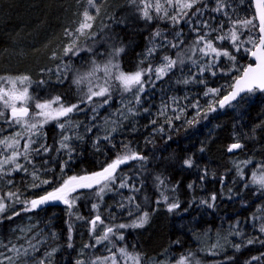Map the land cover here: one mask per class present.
<instances>
[{"label":"trees","instance_id":"16d2710c","mask_svg":"<svg viewBox=\"0 0 264 264\" xmlns=\"http://www.w3.org/2000/svg\"><path fill=\"white\" fill-rule=\"evenodd\" d=\"M97 3H102L94 24L97 36L87 41L85 50L79 55L63 58V63L69 64L65 77L64 71L57 73L61 61L53 59L52 54L54 51L60 53L67 43L64 30L78 26L80 14L87 7L86 0H0V75H29L33 81L30 94L41 100L58 95L65 104L78 103L89 84L85 81L77 87L73 79L77 74L90 70L92 59L99 63L105 62L114 43L125 46V51L119 57L120 67L122 71L132 73L138 67H147L149 63L153 67L162 65L165 56L175 59L178 53H187L198 35L192 28H199L201 33L208 31L203 27V21H207L212 28H218L223 23V32H227L232 21L255 15L251 0H225L227 7L221 12L212 11L216 7V0H205L206 7L205 4L196 5L203 9L201 13L193 15V9L185 18L191 21V25L182 21L173 28L165 20L149 23L140 19L129 0H97ZM225 12L227 15H224ZM157 28L162 30L167 39L156 38L154 43L158 47L155 53L145 59L146 50L153 46L152 33ZM180 29L183 30L182 34L176 37L174 34ZM216 34L212 33L213 36ZM181 39L183 43L179 48L168 46L169 41L178 43ZM81 43L84 44L83 38ZM217 46L233 51L227 40L217 42ZM87 47H93V52H88ZM233 54L237 57L238 65L251 63L250 55L243 51H233ZM183 59V66L178 64L159 80L153 75L149 81L148 76H145L148 83L145 91L140 93L138 104L135 103L134 91L123 92L115 87L111 101L99 107L98 114L91 111V105H81L85 111L71 114L72 121L79 123L80 127L70 129L66 134H79L83 139L71 141L75 151L68 166L63 167V175L61 169L68 157L65 151H56L61 130L56 121L46 124L43 131L47 133L46 142L53 150L40 155L32 153L31 163L20 157L19 162L28 168V172H9L0 178V196H6L11 191L19 193L21 200L37 198L45 191H51L68 176L101 171L117 154L124 151L125 144L148 159L143 162L132 160L121 165L117 181L112 185L113 190L106 189L102 200L95 196L96 188L74 193L81 196L71 210L74 215H69L67 205L57 204L21 211L24 204L13 203L11 198L6 197L10 207L0 214V238L7 240L13 228L32 214L36 218L54 220L52 226L59 233L57 242L62 245L55 257V264H74L76 259H83L85 264H90L96 257L109 256V248L117 252V260H122L117 250L123 246H127L130 252L141 253L145 258L142 264H149L155 258H179L190 251L196 254L201 264H248L249 261L251 264H264V244L255 242L246 245L248 239L264 240V233L259 231L260 225L264 223V192L259 190L258 185L249 183L251 172L264 162V93L246 94L223 109L216 107L205 118L204 110L208 104L215 105L227 93V85L239 72H218L212 76L206 71L201 76L187 55H183ZM192 59L204 62L198 51ZM141 60H144L143 65H140ZM228 66L227 58L221 57L219 67L226 69ZM42 69L52 71L42 72ZM57 75L63 80L62 83L57 80ZM193 75L196 81L204 80L206 84L182 82L191 80ZM41 80L45 83H38ZM207 88H220L221 92L218 96H205ZM102 99L94 97L93 103L98 104ZM197 103L200 106L199 116L198 109L193 107ZM93 115L96 116L95 120L91 119ZM188 121L193 123L189 124ZM86 127H92V131L86 132ZM112 127H116L117 131L111 132L110 140H104L103 137L109 135ZM17 131H22L20 126H10L0 120V140ZM97 137H100L98 142ZM237 139L243 148L228 152V146L237 142ZM41 142L38 139L32 147H38ZM23 144L24 140H21V150ZM9 150L5 151L0 146V158L10 154ZM189 157L194 161L191 168L183 164ZM248 159L252 163L246 167L241 165L245 174L241 178L237 175L235 165ZM10 167L6 165V168ZM205 168L208 169V175L201 181ZM33 170H38L41 179H49L52 183L39 188L30 187V173ZM120 173L128 178L129 185L135 184L140 190L133 192L130 188H118ZM157 176L165 180V185H158ZM246 183L249 184L247 188L244 187ZM189 184L193 185L191 189L188 188ZM174 185L176 188L173 192L171 189ZM161 192L170 198H178L181 208L168 213L161 203L149 224L143 228L121 229L123 241L113 236L111 243L105 241L94 247H84L94 245V235H99L104 227L98 224L95 234L90 231L88 221L97 214V209L92 208L93 204H99L98 212L105 225L127 224L138 214L133 205H128L127 197L134 195L135 203L141 205L140 211L152 212L157 207L155 201L160 198ZM212 194L217 196L215 207L200 204V200L208 199ZM121 203L126 206L120 208ZM184 208H188V211L184 212ZM130 210L132 216L128 215ZM14 211L20 214L12 216ZM77 215L84 219H77ZM9 216L12 218L8 219ZM237 221L240 222L238 226ZM69 224L72 226V248L67 247ZM236 232H242L243 235H236ZM206 234H210L212 240L218 239L223 246L216 249L217 255L210 252L212 242L208 245L203 243ZM234 244H241L242 247L236 250L232 247ZM254 256L260 259L252 260ZM228 257L232 259H226Z\"/></svg>","mask_w":264,"mask_h":264},{"label":"snow or ice","instance_id":"6c2138e0","mask_svg":"<svg viewBox=\"0 0 264 264\" xmlns=\"http://www.w3.org/2000/svg\"><path fill=\"white\" fill-rule=\"evenodd\" d=\"M87 7L80 14L81 19L78 22V26L74 29L66 28L64 30V36L68 38L67 43L64 44L60 53L53 52L52 58L59 59L61 65L57 66V73L64 71L65 77L69 70V64L63 63V58L66 56H77L81 51L85 50V44L89 40H93L97 36V32L94 30V24L97 17L101 12L102 3L98 4L97 0H86ZM129 3L134 6V10L139 14L140 19L146 22H152L153 20H165L168 21L173 28H176L182 21L189 23L190 20H185L189 16V11L195 9L192 13H201L202 8L196 7L198 4H205V0H129ZM255 3V15L251 18L240 19L232 21V26L227 32H223L224 25L221 23L218 28H212L207 21H203V27L208 29V31L201 33L199 28L193 27L192 30L197 32L198 35L193 41L192 46L188 49L187 53H178L177 57L173 59L170 56H165L164 63L160 66L153 67L151 63L147 67H138V70L132 73H126L121 70L119 57L121 53L125 51V46L122 43H114L111 46V51L108 53V59L99 63L95 59L91 61V68L89 71L83 74H77L73 79V83L79 87L85 81L88 82L89 87L87 92L83 94L78 103L65 104L61 96H54L49 99L41 100L35 95L30 94V87L33 83L31 77L26 74H21L17 76L11 75H0V120L8 123L10 126L18 125L22 131H17L13 133L10 137H5L0 140V146H3L5 151L11 150L10 154L0 158V178L7 175L9 172L23 171L28 172V168L19 162V158L23 157L26 161L31 163L30 157L32 153L40 155L43 153H48L52 151V147L47 144V133L43 131L44 126L52 121L57 122V127L61 130V137L58 142L57 152L61 150L65 151L68 159L64 161L61 173L63 175V167L68 166V161L72 159V153L75 151L71 146V141L73 139L82 140L83 136L79 134L68 135L67 131L70 129H78L80 124L72 121L71 114L75 112L85 111L81 105H91V111L98 114L97 109L107 105L112 99V91L115 87H119L123 92H133L135 96V103H140V93L145 91V85L148 81H145L144 77L148 76L149 81L152 80L153 75L156 80L161 79L164 75H167L169 71L177 67L179 64L183 66L185 61L183 55H187L188 59L192 61L193 65L198 68L199 74L202 76L204 72H209L212 76H216L218 72H224L230 74L233 71L239 72L232 78V82L227 85V94L223 95L222 98L216 101V104H208L206 110H204L205 118L208 112L216 110V107L223 108L225 105H231L232 101L240 97L242 93L254 94L256 92L264 93V0H254ZM206 7V4H205ZM227 7L225 0H216V7L212 9L214 12H221ZM91 10V11H90ZM171 11V14H170ZM227 15V12L224 13ZM103 27H109L108 25H103ZM103 28L101 29V31ZM182 29L175 32L176 37H180L182 34ZM217 33L215 36L212 33ZM247 32V35L244 33ZM243 36V38H242ZM167 39L163 34L162 30L157 28L152 33L153 46L148 48L145 53V59L152 56L156 48L158 47L154 41L156 38ZM83 38L84 44L81 43ZM229 41L232 49L235 53H240L243 51L247 55L253 58V62L247 65H238L237 57L233 54V51H229L227 48L218 47L217 42ZM183 40H179L178 43L169 41L168 46L172 48H179ZM88 52H93V47H87ZM200 53L201 60H193L192 57L196 52ZM190 53V54H189ZM221 57L227 58L229 66L225 68L219 67V61ZM207 58V59H205ZM144 64V60L140 61V65ZM43 71L51 72V69H42ZM103 73V76H99L98 73ZM96 79V83L93 82L91 78ZM57 80L63 82L61 77L57 75ZM187 84L189 82H199L205 83L206 81L200 80L196 81V76L193 75L191 80L185 79L182 81ZM38 83H45L44 80ZM154 86V84H153ZM221 92L220 88H207L204 92L205 96H218ZM99 97L103 98L102 102L98 104L93 103V98ZM123 106V105H122ZM126 107V106H124ZM197 108V116L200 115L199 104L193 105ZM131 111V109H128ZM147 111V109H145ZM63 118V120L61 119ZM96 116L91 117L95 120ZM106 123L108 121L106 120ZM114 123V122H113ZM154 123V121H153ZM189 124L193 121H188ZM94 127V125L92 126ZM92 127H86V132H91ZM261 127V125H257ZM162 130V129H161ZM117 128L112 127L109 130V135L103 137L104 140H110L111 132H116ZM255 129H253V132ZM41 140L38 147L33 148L32 145L37 143V140ZM100 137H97V142ZM21 140H24V144L21 150ZM114 147V145H113ZM124 151L116 155L115 159H112L110 163L102 168L101 171L93 172L90 175L81 176H68L52 188L51 191H45L43 195H39L37 198L30 200H21L19 193L8 192L6 196H0V214L5 213L10 207L9 203H6V197L11 198L13 203L24 204L25 207L21 211H32L41 207L42 205L49 204L50 202L60 201L68 206L69 215H74L72 213V208L75 202L81 198L77 193L78 189H93L96 188L95 196L99 197L100 200L103 199V194L105 190L112 191V185L117 181L118 169L121 165L126 164L128 161L138 160L147 161V157L141 155L140 153L130 150L128 144L123 145ZM243 148V144L239 142L232 143L228 146L227 151L233 152L234 150H240ZM203 151V149H201ZM252 160H244L239 164H236L237 175L241 178L244 177L243 167L251 164ZM183 164L188 168L193 167L194 161L191 157L185 159ZM6 165L11 166L6 168ZM243 165V167L241 166ZM204 175L200 177L203 181L204 177L208 175V169H203ZM32 177V183L30 187L39 188L42 185L51 184L52 181L49 179H41L38 174V170H33L30 173ZM156 181L158 185H165V180L157 176ZM9 184L12 183L11 180L8 181ZM253 185H258L259 190L264 192V162H261L256 166V169L251 172L250 182ZM192 184L188 185V188H192ZM249 186L248 183L244 185L245 188ZM118 188H130L133 192H138L140 189L136 187L135 184L129 185L128 178L120 173V182ZM176 186L174 185L171 191H175ZM231 191V190H229ZM128 205H133L136 212L134 219L130 223H121L116 225H105L104 220L101 218L98 208L99 204H93L92 208L97 209V214L93 219L88 221L90 225V231L95 234L97 225H103V230L99 235H94L95 244L94 245H84L85 248L94 247L95 245L102 244L105 241L112 242V237L115 236L116 239L123 241L124 235L120 232L121 229L127 228H143L145 225L149 224L152 215L159 210V205L164 204L168 213H173L181 208V203L176 197H169L161 192L160 198L155 201L157 207L152 209V212L147 210L140 211L141 205L135 203V196L131 195L126 198ZM217 199L216 194H212L208 199L200 200V204L207 205L208 207H215V201ZM195 202V201H193ZM126 205L121 203L120 208H124ZM191 206V205H189ZM184 212L188 211V208L183 209ZM19 212H13L12 216H18ZM129 216L133 215L130 210L128 212ZM12 216L7 217L11 219ZM77 219H84V217L77 215ZM237 226L239 221L236 222ZM259 231L264 233V223L259 227ZM236 235H243L242 232H236ZM56 234L53 233V237ZM255 242L264 244V240H254L248 239L246 245H251ZM179 243V241H176ZM74 245L72 243V226L69 224L68 232V243L67 247L72 248ZM115 246V245H114ZM223 246L217 241V243L211 246L210 252L213 255H217L216 249L222 248ZM236 250H239L242 245L234 244L232 245ZM29 248L34 251H38L35 245L28 242V247L23 244L17 247L13 245L10 251L15 253L16 258L29 257ZM59 251V248H52L51 251H47L43 256L35 260V264H53V257L55 253ZM110 255L104 257H96L90 262V264H142L144 261V256L139 252H130L127 246L119 247L118 253L122 257V260H117V252H112L108 249ZM2 255V254H0ZM8 260L10 264H15L11 256L4 257ZM34 259V257H33ZM226 259H232L228 257ZM252 260H259L260 257H252ZM3 264V261H0ZM74 264H85V260L76 259ZM152 264H164L163 261H153ZM176 264H201V261L197 259L194 252H188L186 255H181L176 261ZM248 264H251L249 261Z\"/></svg>","mask_w":264,"mask_h":264},{"label":"rangeland","instance_id":"374dc122","mask_svg":"<svg viewBox=\"0 0 264 264\" xmlns=\"http://www.w3.org/2000/svg\"><path fill=\"white\" fill-rule=\"evenodd\" d=\"M99 76H103V73H98ZM93 82L96 83V79L93 77ZM62 119V118H61ZM11 152V150H9ZM73 195H75L73 193ZM57 205H65L62 202L58 201ZM41 208V207H39ZM37 208V209H39ZM34 209V210H37ZM46 218H36L34 215H27L25 217V221L17 224L13 230L12 235L7 239L4 240L0 238V261H3V264H10L8 260H5L4 257L11 256L15 264H35V260L40 259L43 254L47 251H51L52 248H59V251L62 248V245L57 242L59 238V233L55 228L52 226L54 223L53 219H46ZM53 233L56 234L53 237ZM31 241V244L35 245L38 251H34L33 249L29 248V257H21L20 259L16 258L15 253L10 251L13 245L19 247L20 245H24L28 247V242ZM205 245H208L210 242L214 244L218 241V239L212 240V236L210 234H206L203 236L202 239ZM57 251L53 257V264ZM186 255V254H185ZM34 257V259H33ZM180 258V257H179ZM179 258H170V259H152L150 260L149 264H152L153 261H163L164 264H176V261Z\"/></svg>","mask_w":264,"mask_h":264},{"label":"water","instance_id":"95a60500","mask_svg":"<svg viewBox=\"0 0 264 264\" xmlns=\"http://www.w3.org/2000/svg\"><path fill=\"white\" fill-rule=\"evenodd\" d=\"M251 2H252L253 8H254V13H255V3H254V0H251ZM250 60H251V62H253V58H252L251 56H250ZM226 94H227V93H226ZM226 94H225V95H226ZM244 95H246V93H242L241 96H240V97H237V99L234 100V101H232L231 104H233V103H235L236 101H238L239 99H241ZM227 106H229V105H225L223 108H225V107H227ZM219 108H220V107H219ZM223 108H220V109H223ZM94 188H95V187H94ZM79 190H82V189H78L77 191H79ZM57 202H58V201H56V202H50L49 204L42 205L41 207H50V206H52V205H55Z\"/></svg>","mask_w":264,"mask_h":264}]
</instances>
